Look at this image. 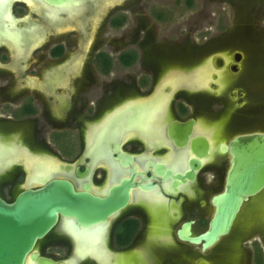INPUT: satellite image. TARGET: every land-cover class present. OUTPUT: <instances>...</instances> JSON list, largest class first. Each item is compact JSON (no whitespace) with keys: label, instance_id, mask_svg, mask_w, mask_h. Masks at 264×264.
<instances>
[{"label":"flooded vegetation","instance_id":"obj_1","mask_svg":"<svg viewBox=\"0 0 264 264\" xmlns=\"http://www.w3.org/2000/svg\"><path fill=\"white\" fill-rule=\"evenodd\" d=\"M169 1L0 0V200L12 205L55 182L70 189H53L70 213L57 212L24 264H220L224 250L242 264L241 240L264 241V232L231 230L202 251L177 235L187 224L193 237L207 230L229 167L221 147L264 127L252 129L251 113L237 118L254 105V84L239 77L241 50L231 52L233 65L236 52L243 59L225 83L219 53L111 35L138 25L144 3L161 20ZM207 66L208 86H191ZM262 193L243 208L258 211ZM251 254L264 263L260 247Z\"/></svg>","mask_w":264,"mask_h":264},{"label":"rangeland","instance_id":"obj_2","mask_svg":"<svg viewBox=\"0 0 264 264\" xmlns=\"http://www.w3.org/2000/svg\"><path fill=\"white\" fill-rule=\"evenodd\" d=\"M154 6L148 3L143 4L144 19L139 20L138 25L134 21H128L125 28L128 31L126 35H123L122 31L117 34L112 33V36L118 37L117 43L129 44L138 38L145 46H154L156 50L161 49V46L182 44L187 48V54L190 55L219 53L220 63L228 65L229 69L226 71L223 68L222 70L225 83L230 80L229 73L233 74L230 72L232 71L231 65H233L230 61L231 52L241 50L244 53V60L241 63L239 77L254 84V87L250 86L249 89V101L254 105L239 112L242 116L237 118L244 121L256 115L259 120L254 125L252 124L254 126L252 129L261 131L264 127L262 123L264 114V100H262L264 99V0H172L163 5L167 9L164 12L167 13H162L161 20H156L150 15L149 9ZM136 29L139 31L137 36H135ZM99 39L103 41L105 37L100 35ZM206 64H208V58ZM246 113H251L252 116H243ZM243 130L244 128L240 129V131ZM261 202H264V194L255 200L254 206L256 207ZM249 206L251 205L248 203L242 208L233 225L234 233H232L236 235L238 232L237 236H246L255 231H259L257 234L264 232V205H261L256 212H253L254 209L248 212ZM252 239L243 240V242L241 240L238 247L241 252L239 263L255 264L251 254L254 248L260 247L264 250V241H260L261 238L254 236ZM236 259V256L233 258L224 250L220 264H236Z\"/></svg>","mask_w":264,"mask_h":264},{"label":"water","instance_id":"obj_3","mask_svg":"<svg viewBox=\"0 0 264 264\" xmlns=\"http://www.w3.org/2000/svg\"><path fill=\"white\" fill-rule=\"evenodd\" d=\"M242 59L241 52L234 54L236 65H231L230 72L239 71ZM214 62L218 69L225 66L218 56ZM221 152L229 155V167L222 192L211 198L214 211L207 230L193 237L187 224L177 234L190 244L201 245L202 251L229 235L243 205L264 191V133L238 135L223 145ZM56 188L70 190L67 184L55 182L41 193L22 194L12 205L0 200V264H24L36 240L55 224L57 212L70 213L63 206L70 200L55 193ZM38 262L52 264L44 259Z\"/></svg>","mask_w":264,"mask_h":264},{"label":"bare ground","instance_id":"obj_4","mask_svg":"<svg viewBox=\"0 0 264 264\" xmlns=\"http://www.w3.org/2000/svg\"><path fill=\"white\" fill-rule=\"evenodd\" d=\"M210 72H211V70H210V68L208 67L207 69H206V71H204L203 73V75L201 76V74L195 79V80H193V81H189L190 82V85L191 86H193L194 87V85H196V86H198V87H207L208 86V83H209V80H210ZM176 80V79H175ZM175 80H169L170 82H169V84H170V86L171 87H173V90H175L176 89V87L178 86V84H180V80H178V78H177V80L175 81ZM168 84H166L165 86H167ZM172 90V91H173ZM134 124V123H133ZM2 153V152H1ZM0 153V154H1ZM2 156V155H1ZM178 161H176L175 163H176V166L177 165H179L180 164V162L182 161V160H185L184 159V157L181 155V157L180 156H178V159H177ZM154 200V199H153ZM151 203V202H150Z\"/></svg>","mask_w":264,"mask_h":264},{"label":"trees","instance_id":"obj_5","mask_svg":"<svg viewBox=\"0 0 264 264\" xmlns=\"http://www.w3.org/2000/svg\"><path fill=\"white\" fill-rule=\"evenodd\" d=\"M259 264H261V262H259Z\"/></svg>","mask_w":264,"mask_h":264}]
</instances>
